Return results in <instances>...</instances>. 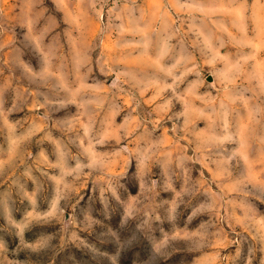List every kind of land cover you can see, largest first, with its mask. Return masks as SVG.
<instances>
[{"label": "rangeland", "instance_id": "374dc122", "mask_svg": "<svg viewBox=\"0 0 264 264\" xmlns=\"http://www.w3.org/2000/svg\"><path fill=\"white\" fill-rule=\"evenodd\" d=\"M0 264H264V0H0Z\"/></svg>", "mask_w": 264, "mask_h": 264}]
</instances>
